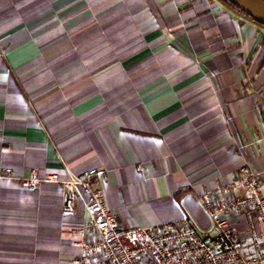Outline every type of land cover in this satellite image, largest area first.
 Returning <instances> with one entry per match:
<instances>
[{
  "label": "crops",
  "instance_id": "obj_1",
  "mask_svg": "<svg viewBox=\"0 0 264 264\" xmlns=\"http://www.w3.org/2000/svg\"><path fill=\"white\" fill-rule=\"evenodd\" d=\"M244 168L264 196L263 26L223 0H0V264H75L63 183L90 171L124 228L208 230L196 196Z\"/></svg>",
  "mask_w": 264,
  "mask_h": 264
},
{
  "label": "built area",
  "instance_id": "obj_2",
  "mask_svg": "<svg viewBox=\"0 0 264 264\" xmlns=\"http://www.w3.org/2000/svg\"><path fill=\"white\" fill-rule=\"evenodd\" d=\"M95 178L105 180V171L93 170L63 183V217H76V204L82 199L89 217L75 264H264V196L253 170L242 169L229 186L216 192V201L207 194L196 196L210 220L208 230L199 229L189 216L149 229H126L118 214L106 207L102 192L94 189ZM48 181L58 183L55 177ZM38 185L35 176L25 182L30 191ZM251 213L262 236L253 231L243 238L230 218Z\"/></svg>",
  "mask_w": 264,
  "mask_h": 264
},
{
  "label": "water",
  "instance_id": "obj_3",
  "mask_svg": "<svg viewBox=\"0 0 264 264\" xmlns=\"http://www.w3.org/2000/svg\"><path fill=\"white\" fill-rule=\"evenodd\" d=\"M246 16L264 27V0H226Z\"/></svg>",
  "mask_w": 264,
  "mask_h": 264
},
{
  "label": "trees",
  "instance_id": "obj_4",
  "mask_svg": "<svg viewBox=\"0 0 264 264\" xmlns=\"http://www.w3.org/2000/svg\"><path fill=\"white\" fill-rule=\"evenodd\" d=\"M224 2H226L228 5H230L232 8H234L235 10H237L238 12H240L241 14L245 15L244 13H242L240 10H238L236 7H234L233 5H231L230 3H228L226 0H223ZM246 16V15H245Z\"/></svg>",
  "mask_w": 264,
  "mask_h": 264
}]
</instances>
